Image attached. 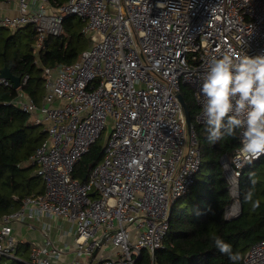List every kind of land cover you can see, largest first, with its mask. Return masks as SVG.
I'll return each mask as SVG.
<instances>
[{
    "label": "built area",
    "instance_id": "2783aa9c",
    "mask_svg": "<svg viewBox=\"0 0 264 264\" xmlns=\"http://www.w3.org/2000/svg\"><path fill=\"white\" fill-rule=\"evenodd\" d=\"M9 1L18 11L0 16V28L32 26L36 50L60 35L67 17L84 22L91 44L74 63L43 68L40 105L21 89L27 76L10 102L45 132L26 162L43 191L0 217V261L20 260L11 223L45 217L73 228V246L59 248L47 225L42 241L29 247L27 264H136L144 253L157 264L169 208L189 193L203 160L177 94L190 88L195 122L206 125L200 87L209 62L226 51L264 54V0H67L60 7ZM0 85L13 87L4 79ZM109 125L102 160L84 181L74 179L75 166ZM242 132L238 148L220 158L231 198L226 220L241 214L242 170L264 157L237 167ZM243 264H264V239L250 246Z\"/></svg>",
    "mask_w": 264,
    "mask_h": 264
},
{
    "label": "trees",
    "instance_id": "16d2710c",
    "mask_svg": "<svg viewBox=\"0 0 264 264\" xmlns=\"http://www.w3.org/2000/svg\"><path fill=\"white\" fill-rule=\"evenodd\" d=\"M3 1L7 0H0ZM48 1L53 7H60L67 0ZM84 26L77 17L65 18L60 35L48 36L40 50L35 48L37 33L32 26L16 31L0 28V69L8 68L20 80L27 76L21 89L35 105H40L44 94L43 68L68 65L79 59L91 44L83 32ZM180 94L193 125L198 107L191 90L183 85ZM15 95L13 87L0 85V217L18 210L24 197L43 191L41 180L33 175L32 167L26 162L46 135L40 126L31 124L28 114L10 103ZM206 127L193 125L205 168L196 174L189 193L176 201H181L176 209L174 202L168 219V235L155 253L157 264H243L250 246L264 239V157L242 170L239 184L241 214L226 220L224 211L231 198L220 158L238 148V130L235 137L210 143ZM102 135L75 166L74 179L83 181L90 169L102 160ZM249 190L253 193L252 199L246 201L245 194ZM256 201H259V207H254ZM216 238L231 244L233 253H238L241 259L233 262L228 255L222 254L215 246ZM20 249V260H1L0 264H27V244ZM136 264H149V256L143 254Z\"/></svg>",
    "mask_w": 264,
    "mask_h": 264
},
{
    "label": "clouds",
    "instance_id": "9594fccd",
    "mask_svg": "<svg viewBox=\"0 0 264 264\" xmlns=\"http://www.w3.org/2000/svg\"><path fill=\"white\" fill-rule=\"evenodd\" d=\"M200 92L205 98L203 117L210 143L235 137L237 130L243 129L242 147L233 158L237 167L243 166L241 161L251 162L264 155V54L226 51L219 58L213 57ZM252 195L249 190L246 201ZM254 207H259V201ZM215 246L233 262L241 259L222 239L216 238Z\"/></svg>",
    "mask_w": 264,
    "mask_h": 264
},
{
    "label": "crops",
    "instance_id": "0c3cea01",
    "mask_svg": "<svg viewBox=\"0 0 264 264\" xmlns=\"http://www.w3.org/2000/svg\"><path fill=\"white\" fill-rule=\"evenodd\" d=\"M17 5L13 1L0 2V16H14L17 14ZM27 165V164H26ZM33 173V172H32ZM47 225H50V236L59 248L65 246H73L74 232L73 228L66 222L61 220H49L45 217H38L37 219L26 217L23 223H11L13 236L18 240V255L21 253L23 244H27V258L29 247L33 243L42 241V232ZM72 253L67 252L64 259H70Z\"/></svg>",
    "mask_w": 264,
    "mask_h": 264
},
{
    "label": "water",
    "instance_id": "95a60500",
    "mask_svg": "<svg viewBox=\"0 0 264 264\" xmlns=\"http://www.w3.org/2000/svg\"><path fill=\"white\" fill-rule=\"evenodd\" d=\"M0 79H4V80H8L12 83L13 88L16 90L17 88H19L20 86V78L19 77H15L11 74V72L9 71L8 68L3 67L0 69ZM177 99L183 109V113L185 116V121H186V126H187V130L189 132L190 128H191V119H190V115L187 109V106L185 104V101L182 97V95L179 93L177 94ZM91 166H93V164H91ZM86 179V176H84L83 181ZM173 211V205L169 208V216L171 215Z\"/></svg>",
    "mask_w": 264,
    "mask_h": 264
},
{
    "label": "rangeland",
    "instance_id": "374dc122",
    "mask_svg": "<svg viewBox=\"0 0 264 264\" xmlns=\"http://www.w3.org/2000/svg\"><path fill=\"white\" fill-rule=\"evenodd\" d=\"M193 125H198V124L194 121V122H193ZM110 131H111V129H110V125H109L108 129H106V130L104 131L103 135H102L101 144H104V143H105L106 138H107V136H108V134H109ZM204 168H205V159H204V157H203L201 170H203ZM180 204H181V201L176 202V203H175V208H174V209L178 208V207L180 206ZM144 254H146V253H144ZM146 255H147V254H146Z\"/></svg>",
    "mask_w": 264,
    "mask_h": 264
}]
</instances>
